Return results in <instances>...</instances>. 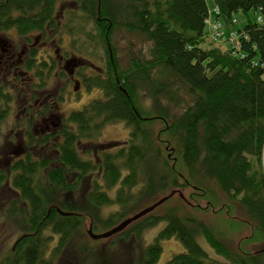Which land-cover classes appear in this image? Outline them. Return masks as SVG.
<instances>
[{"label":"trees","instance_id":"1","mask_svg":"<svg viewBox=\"0 0 264 264\" xmlns=\"http://www.w3.org/2000/svg\"><path fill=\"white\" fill-rule=\"evenodd\" d=\"M57 1L68 3L0 0V32L14 30L29 41L54 28L61 38ZM71 2L75 15L93 20L105 54L94 64L98 72L86 78L103 97L61 115L60 128L51 132L32 131L33 114L24 138L9 141L7 151L0 147L6 164L0 169V225L19 234L0 264H155L162 242L171 238L185 250L165 264H264V247L240 249L254 235L264 241V0H213V23L225 40L211 38L206 0ZM250 11L262 23L252 21ZM239 13L246 16L242 24ZM122 30L149 43L126 66L113 41ZM231 34L234 45L227 41ZM32 54L34 71L46 66ZM49 60L52 78L54 55ZM51 97L60 106L63 97ZM12 102L0 89V124ZM119 120L129 127L127 138L97 140L107 123ZM23 140L25 146H17ZM77 189L82 205L73 196ZM112 205L102 216L100 210ZM159 221L166 224L153 241L133 251L132 243ZM242 222L252 231L248 236L237 234ZM123 223L106 237L88 234L89 226L102 234ZM199 236L222 260L205 251Z\"/></svg>","mask_w":264,"mask_h":264},{"label":"rangeland","instance_id":"2","mask_svg":"<svg viewBox=\"0 0 264 264\" xmlns=\"http://www.w3.org/2000/svg\"><path fill=\"white\" fill-rule=\"evenodd\" d=\"M68 3H65L62 5V8L64 9L63 18L58 17L57 20H59V25L61 28V31H63V39L57 43V45L60 46L64 51L65 55H68V53H74L77 55L84 56L86 58H90L94 63L101 65L105 60V54L103 52L102 47L98 43V38L96 34V29L93 24V20L89 17L86 18L84 15L78 14L75 15L73 8L75 5L72 4L71 0H67ZM208 4V8L210 10V19L211 24H213L214 21V3L213 0H206ZM61 4V3H60ZM59 4H56V9H58ZM248 16L252 21L256 20L258 13L254 11H250ZM239 23L242 24L246 20V16L243 13L238 14ZM63 23V25H62ZM65 26V27H64ZM205 30L209 34V26H205ZM211 36V35H210ZM16 34L14 30H11L10 36H2L0 37V42L2 44L1 48L4 50L10 48L13 46V43L15 42L18 44L19 48V40L15 38ZM212 38V37H211ZM32 39V38H31ZM214 40V38H212ZM113 41L115 45L117 46V56L122 66H126L129 62V59L131 56L136 55V52L144 51L147 52V47L149 46V43L144 40L142 37L138 35L128 34L124 30L122 31H116L113 36ZM215 45H218L220 43L215 42ZM221 45V44H220ZM223 46V45H222ZM146 55V53H145ZM85 71V69H83ZM65 81H58L55 82L54 80H51V84L49 85V89L53 90L54 92L57 91L56 88H53L54 86H57L60 88L63 86L65 92L63 93V99L60 102L59 110L62 113V115H65L69 113L72 110H79L81 109L86 103L91 101L94 98H102L103 93L102 91L97 87H85L84 89H80V91L77 93L76 90L74 91V88L76 85V82L74 81H68L65 78ZM53 88V89H52ZM77 88V87H76ZM61 89V88H60ZM26 92V90H25ZM23 96H29L28 93H24ZM26 97H21L18 101H13L10 104L9 111L4 118V120L0 124V143H1V150H8V144L9 141H12V144H16L15 142V136L12 134L13 130H15V126H19V129L25 128V122L28 120L30 116H22V107L24 105H28ZM145 106H149L150 101L147 99L144 100ZM31 108L30 110H27L29 114L34 112L36 109L35 106L36 103H30ZM35 105V106H34ZM33 106V107H32ZM37 120V118H36ZM58 121V117H55V115H49L46 118L38 119L36 123L33 124V126L29 127L32 131L35 133H44L46 129H52L53 124H55ZM16 132V131H15ZM129 135V127L125 124L124 121H115L107 123L101 130L100 135L98 136V141L103 140H122L127 138ZM7 146V149L6 147ZM47 152L54 156L52 149L50 148V145L47 147ZM3 155L0 154V169H4L6 167L5 162H3ZM263 174H264V161L262 165ZM82 193L80 189L75 190L73 196L76 198H79V205L83 204L82 199ZM67 199L68 197L65 196ZM77 210H81L80 208L73 207ZM116 206L112 205L109 207H105L100 210V213L102 216L106 217L109 215V213L112 211V209H115ZM88 210H90V207H88ZM220 215V214H219ZM208 215H200L199 217L203 219H211L215 221H219L218 215H212L211 217H206ZM1 220V217H0ZM1 222V221H0ZM166 221H159L155 225L145 229L142 233L140 241L133 242L132 243V249L133 251L137 250L142 251L143 247L145 245H148L151 243L154 239V237L157 235V233L165 226ZM90 227V226H89ZM88 227V228H89ZM237 229H239L240 236H248L252 231L250 227L246 224H239V226H236ZM0 229L3 232H0V261L5 257V255L8 254L10 251L13 242L18 237V231L15 229H12V227L8 223H2L0 225ZM88 230V229H87ZM103 229L98 230L97 233L103 232ZM50 231H47V235ZM256 236V235H254ZM252 240L248 241L245 239L242 241L240 245V249H242L244 252H253L255 250H259L260 248L264 247V241L262 243H257L258 241L262 240L261 238L254 237ZM58 240V236L55 235L53 239L50 240L48 243V250H50L53 246L56 245ZM198 242L200 245L205 249V251L213 258L222 260V257L220 255H217L214 250L208 245V243L205 241L204 238L201 236L198 237ZM236 243L234 242L231 246L232 249H236ZM184 246L182 243L176 239H166L162 242V251L161 254L156 261L155 264H165L172 255L183 252ZM48 252V251H47ZM49 253V252H48ZM59 259H55L53 264H59Z\"/></svg>","mask_w":264,"mask_h":264},{"label":"flooded vegetation","instance_id":"3","mask_svg":"<svg viewBox=\"0 0 264 264\" xmlns=\"http://www.w3.org/2000/svg\"><path fill=\"white\" fill-rule=\"evenodd\" d=\"M56 3L60 4L61 1H57ZM64 9L61 6H58V9L55 7V18L58 17L63 18ZM63 24V23H62ZM57 30L54 28L47 30V36H42L41 34L38 37L30 39L29 41L22 36L16 34L17 41L19 40V48L18 44L15 42L13 46L8 49H2L0 45V89H2L9 96H12L13 101H18L21 97H26L28 100V105H24L21 109L22 116H31L35 115L36 118L32 122V126L34 123L38 121V119L46 118L49 115H55L58 117V121L53 124L52 129H46L45 132H51L58 130L60 128L61 123V115L64 112L59 110V106L55 104V101L52 100L51 96H63L65 92L63 86L56 88L57 91L49 89V85L51 84V80L55 82L65 81V78L68 81L76 82L74 91L78 93L80 89H84L85 87L91 88L87 84L86 78H90L98 72V69L95 67V63L90 58H83L74 53H68L65 55L62 48H60L57 43L63 39L59 38L55 33ZM10 32H0V37L2 36H10ZM64 33V32H63ZM0 44H2L0 42ZM36 53V57L42 58L46 60V66L34 71L33 69V54ZM50 54L55 57V75L50 77L49 66L52 65L49 56ZM95 64V65H94ZM85 69V71H83ZM38 71V74H36ZM40 74V75H39ZM60 74V76H59ZM77 87V88H76ZM52 88V89H53ZM80 88V89H79ZM26 90V92H25ZM24 93H28L29 96H23ZM36 103L35 111L29 114L27 110H30L31 104ZM49 105L51 108L46 110V106ZM33 107V106H32ZM27 121L24 126H27ZM16 131V132H15ZM25 128L19 129V126H15V130H13L12 134L15 136V142H17V136L20 135L21 138H24ZM12 142V141H11ZM13 143V142H12ZM19 145L24 144V140L18 141ZM25 146V144H24ZM15 147V146H14ZM18 151L15 149L13 153H17ZM10 160V159H8Z\"/></svg>","mask_w":264,"mask_h":264},{"label":"built area","instance_id":"4","mask_svg":"<svg viewBox=\"0 0 264 264\" xmlns=\"http://www.w3.org/2000/svg\"><path fill=\"white\" fill-rule=\"evenodd\" d=\"M233 21H235V20H233ZM257 21L262 23V16L261 15H258L257 16ZM208 24L212 28L211 29L212 38H214L215 40H225V38L222 36L221 30H220L221 25L219 23H213V24H211L210 21L208 20ZM236 38H237L236 35L231 34L227 38V41L229 42V44L234 45V43L236 42Z\"/></svg>","mask_w":264,"mask_h":264},{"label":"water","instance_id":"5","mask_svg":"<svg viewBox=\"0 0 264 264\" xmlns=\"http://www.w3.org/2000/svg\"><path fill=\"white\" fill-rule=\"evenodd\" d=\"M161 201H162V199L159 200L158 202H156L155 204H153V205H151V206H149V207H147V208L141 210V212H139L138 214H136V215L133 216L132 218L128 219L126 223H128V222H130L131 220H133V219H135V218H137V217H139V216H141V215H143V214H145V213L151 211V210H152L157 204H159ZM124 225H125V224L123 223V224H121L120 226H118L117 228H115V229H113V230H111V231H109V232L102 233V234H94V233L92 232L91 227H89V228H88V234H89L90 237L93 238V239H99V238H101V237H106V236H108V235H111L112 233L116 232V229L118 230L119 228H121V227L124 226Z\"/></svg>","mask_w":264,"mask_h":264}]
</instances>
